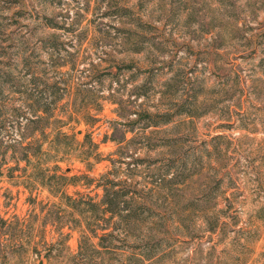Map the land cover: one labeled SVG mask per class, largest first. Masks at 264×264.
Here are the masks:
<instances>
[{
  "label": "rangeland",
  "instance_id": "374dc122",
  "mask_svg": "<svg viewBox=\"0 0 264 264\" xmlns=\"http://www.w3.org/2000/svg\"><path fill=\"white\" fill-rule=\"evenodd\" d=\"M26 96L75 127L68 194L116 178L153 209L81 249L65 199L2 168L0 264H264V0H0L2 135Z\"/></svg>",
  "mask_w": 264,
  "mask_h": 264
},
{
  "label": "trees",
  "instance_id": "16d2710c",
  "mask_svg": "<svg viewBox=\"0 0 264 264\" xmlns=\"http://www.w3.org/2000/svg\"><path fill=\"white\" fill-rule=\"evenodd\" d=\"M31 99L24 97L23 103L14 108L20 117L17 125L12 126L13 129L7 136L2 135L0 129V175L4 173L2 168L10 171L12 176L15 175V170H19V174L15 175L19 179L18 183L25 185L31 192L34 187L35 189L42 187L55 196H61V202L65 199L62 204L69 209L70 214L76 215L79 221L77 229L83 227L80 230L81 249L84 244L95 250H99L100 246L107 247L104 241L115 235L120 222L131 218L137 207L143 213H150L152 205L146 198L137 202L136 208H132L129 203H122L120 198L128 192L123 193L120 188H116L121 183L116 178H108L107 182L98 184L104 190L100 201H94L89 196L75 198L68 194L66 187L77 185L81 175L69 176L67 173L70 170L62 167L61 163L67 160L72 150L61 145V137L75 138V127L71 121L61 118L57 108L53 106H36L32 103L26 105L25 102ZM6 112L9 113V108L0 110L1 115L8 114ZM85 137L93 143L89 133H86ZM48 141L49 144L46 146ZM95 148L96 145L90 151ZM91 154L92 152H85L86 156ZM106 174L111 175L112 172L102 176ZM86 177L93 180L89 174H86ZM7 225V219L0 216V244L5 241ZM151 257L142 255L140 259L145 262Z\"/></svg>",
  "mask_w": 264,
  "mask_h": 264
}]
</instances>
